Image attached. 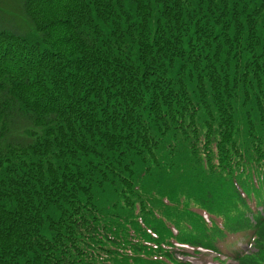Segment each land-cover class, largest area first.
I'll use <instances>...</instances> for the list:
<instances>
[{
	"label": "trees",
	"instance_id": "1",
	"mask_svg": "<svg viewBox=\"0 0 264 264\" xmlns=\"http://www.w3.org/2000/svg\"><path fill=\"white\" fill-rule=\"evenodd\" d=\"M17 2L0 264H264V0Z\"/></svg>",
	"mask_w": 264,
	"mask_h": 264
},
{
	"label": "rangeland",
	"instance_id": "2",
	"mask_svg": "<svg viewBox=\"0 0 264 264\" xmlns=\"http://www.w3.org/2000/svg\"><path fill=\"white\" fill-rule=\"evenodd\" d=\"M0 15L14 21L17 25H20L23 21V14L19 10L17 0H0ZM238 246L244 248V243L238 244ZM221 248L224 251L228 249L225 246H221ZM198 252L193 254L192 249H185L186 256L183 258V261H188L191 264H233L231 261L225 259V255L221 254L218 256L209 251Z\"/></svg>",
	"mask_w": 264,
	"mask_h": 264
}]
</instances>
